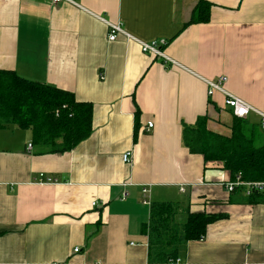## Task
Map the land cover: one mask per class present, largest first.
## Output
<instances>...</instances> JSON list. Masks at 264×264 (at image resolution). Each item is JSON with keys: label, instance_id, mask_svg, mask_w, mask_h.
Wrapping results in <instances>:
<instances>
[{"label": "crops", "instance_id": "crops-1", "mask_svg": "<svg viewBox=\"0 0 264 264\" xmlns=\"http://www.w3.org/2000/svg\"><path fill=\"white\" fill-rule=\"evenodd\" d=\"M73 2L0 0V70L92 106L91 134L64 153L34 144L30 129L0 128V264H151L154 203L175 205L174 226L219 217L179 246L178 264H264V203L226 191L230 173L182 143V124L200 117L230 136L234 117L204 79L226 76V89L264 114V0ZM201 2L208 21L189 24ZM106 23L164 39L177 67L122 35L109 42ZM246 120L260 124L255 112Z\"/></svg>", "mask_w": 264, "mask_h": 264}, {"label": "trees", "instance_id": "trees-1", "mask_svg": "<svg viewBox=\"0 0 264 264\" xmlns=\"http://www.w3.org/2000/svg\"><path fill=\"white\" fill-rule=\"evenodd\" d=\"M207 9L209 5L199 3L189 24L206 23ZM91 122L92 106L77 102L73 94L0 70V128L30 129L34 144L49 153H64L89 137ZM206 124L207 117L198 118L194 125L182 124V143L189 153L202 155L205 163H220L232 179L239 175L245 183L264 182V130L260 124L234 118L228 137L209 131ZM245 201L264 203V192H252ZM175 211L173 203L151 205L147 227L151 264L174 261L180 245L199 240L207 226L219 218L189 214L184 224L174 226Z\"/></svg>", "mask_w": 264, "mask_h": 264}, {"label": "built area", "instance_id": "built-area-1", "mask_svg": "<svg viewBox=\"0 0 264 264\" xmlns=\"http://www.w3.org/2000/svg\"><path fill=\"white\" fill-rule=\"evenodd\" d=\"M68 3L73 5V0H50L52 5H57L59 3ZM109 29L107 40L113 42L119 35H122L127 42H134L138 45L141 53L154 58H162L165 64H169L171 67H177V64L172 59H169L164 54V48L167 42L164 39L152 40V41H141L129 35L125 30L122 29L119 23L112 24L106 23ZM103 75H100V79H103ZM207 85V94L212 96L214 93H220L224 98V105L226 108L230 109L232 116L237 119H246L249 113L255 112L260 116V127L264 130V114L255 111L249 104H247L242 99L231 94L225 87L227 82V77L224 75L215 77L214 79H204ZM57 115V114H56ZM153 127L151 122L147 123V131ZM32 144L27 145V149L31 150ZM122 160L128 163L130 160V152L125 153L122 156ZM237 188H244L246 196H249L252 192H264V182H253L245 183L241 180L240 176L237 175L233 181L225 184V189L228 192H233ZM147 190L143 189V196L146 194ZM143 204H147V201L143 200ZM78 252V248L74 249V253ZM179 261H171L168 264H178Z\"/></svg>", "mask_w": 264, "mask_h": 264}]
</instances>
